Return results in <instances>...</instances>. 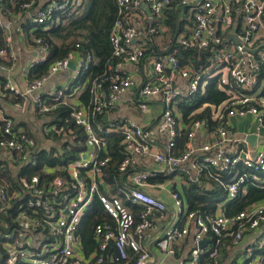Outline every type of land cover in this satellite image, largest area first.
<instances>
[{
    "label": "built area",
    "instance_id": "built-area-1",
    "mask_svg": "<svg viewBox=\"0 0 264 264\" xmlns=\"http://www.w3.org/2000/svg\"><path fill=\"white\" fill-rule=\"evenodd\" d=\"M34 2L31 0L22 5V9H28ZM82 2L58 0L40 11L33 23L45 25L56 12H72ZM143 3L160 21L165 11L171 9L172 0H116L118 16L109 38L115 61L109 71L114 77L94 80L88 106H70L72 121L86 134V149L79 153L76 161L52 169L55 176L46 185H41L38 176L20 178L12 190L0 184V213L13 215L15 224L10 228L6 224L9 230L1 235L4 253L0 264H155V258L145 243L153 242L161 255L176 258L177 244L191 233L193 242L189 259L179 264H198L202 254L208 255L205 264H218L221 246L225 243L236 246L248 233L264 228V200L247 205L234 215L224 212L225 203L237 199L246 186L264 189V150L252 155L241 149L234 155L236 149L230 152L227 147L238 140L229 135L226 127L229 119L250 115L256 123L255 130H264V0L180 1L183 7L180 19H187L190 27L187 34L178 37L177 45L207 53L208 64L198 71L192 65H180L175 51L158 59L152 58L153 75L139 91V108L145 110L148 97H162L161 123L168 136L164 152L158 151L148 134L134 122H115L97 130L93 126V119L112 110L119 96L135 84L132 77L124 75L121 69L125 65H139L145 58L146 43L139 42L140 32L135 26L141 15H134ZM49 29V25L44 26L45 31ZM161 31L149 27L146 35H158ZM35 42L41 56L30 67L43 62L46 57L43 42L40 39ZM0 56L9 63L1 65V69L10 70L16 61L11 40H5ZM86 58L78 66L77 75L89 69L90 56ZM68 64V58L56 61L41 78L27 83L23 92L7 84L0 91V100L8 92L17 97L30 96L35 109L44 114L60 105H68L58 100L47 103L34 95L45 82L66 70ZM165 65L169 66V74H166ZM182 79L188 82V96H194L202 86L216 81L226 97L219 106L208 105L211 119L217 123L211 140L196 151L190 140L206 126V121H192L185 148L176 154L173 149L180 129L173 104L188 97L175 89ZM106 80L110 81L107 88L104 87ZM49 97L51 100L55 94L51 93ZM0 118L2 133L7 136L0 140L3 156L17 167L28 164L31 141L23 133L15 134L11 122L3 118L1 112ZM49 130L60 134L63 128L51 126ZM110 132L121 135L125 155L118 171L126 173V181L117 192L103 184L104 171L111 160L108 142L103 135ZM129 151L152 161L154 169L138 168ZM238 164L243 165L248 173H242L223 185L225 201L218 204L210 216L189 211L183 195L175 189L170 191V203L150 192L160 184L156 179L162 175L178 174L189 184H199L204 175L221 182L222 176L229 177ZM130 168L135 171L128 173ZM94 202L101 205L108 220L94 223L91 230L94 247L85 250L81 242V223ZM157 221L164 224V230L153 237ZM206 238L210 242L213 240L209 250L198 247ZM234 264H264V250L247 263Z\"/></svg>",
    "mask_w": 264,
    "mask_h": 264
},
{
    "label": "crops",
    "instance_id": "crops-1",
    "mask_svg": "<svg viewBox=\"0 0 264 264\" xmlns=\"http://www.w3.org/2000/svg\"><path fill=\"white\" fill-rule=\"evenodd\" d=\"M1 1L2 0H0V20L2 22V27H0V30L2 32L1 34L3 36L4 43H5V40L7 39L11 40L12 47L16 54V61L10 70H5V69L3 70L1 69V65H9V63L7 62L6 59L0 56V60H1L0 61L1 62L0 63V91H3L5 86L9 84L10 86L17 89L19 92H23L28 83V80L26 79V77H27L28 71L31 68L30 66L32 63H34L36 59H38V57L41 56L39 45H37L35 42L36 38H34L33 32L37 29L38 26H44V25L34 24L33 19L37 17L40 11L47 9L50 5H52L54 2L58 0H35V2L28 9H20V11L16 13H12L8 9L1 8ZM187 1H191V0H187ZM80 7H78L72 12H64V13L56 12L46 23L49 25L50 29L53 27H59V25L62 22L61 19L63 16L69 17V16L74 15L80 9ZM148 12L151 13V16H149ZM134 15L136 16L141 15V18L135 21V26L138 32H140L139 42L146 43L145 46H146V49H148L151 47L149 43L152 38V41H154L155 44L158 45L159 51L164 50L165 47L163 48V46L167 43L166 35L169 31L168 29L169 27L166 24V13L162 20L157 21L154 17V14L149 10L147 6L141 7L140 5L138 9L135 11ZM179 18H181V13L179 14ZM182 21H184L186 24L183 25V31L178 35V37L180 35L187 34V31L189 30L188 26L190 27V24L188 23L189 21L187 19L182 20ZM149 27L150 28L151 27L160 28L162 31L158 35H152V36L148 35L147 36L146 32L149 29ZM43 30H44V27H43ZM111 30L109 33V38H110ZM44 47L46 49L45 55L47 57L48 49L45 45ZM0 48H3V47H0ZM87 55L90 56V59H88L89 67L90 66L94 67L96 65L97 59L94 58L92 53H87L83 57H81L78 53H72L67 58L69 59V63L70 62L73 63L74 70L67 68L64 71L57 73L47 82H45L44 85L40 88V90L34 95L39 97L42 101L47 102V103H52L53 100H58L59 102L67 103L68 105H64V106H68V107L88 106L92 100V96H91V100L89 101L88 105L82 104L80 100L81 94L84 89L83 83H81V85L71 86L73 81L77 80L80 76L88 72V70L85 72L80 71V73L77 75V72L79 70L78 66L83 61L84 62L86 61ZM152 58L158 59L160 57H156V56L145 57L144 60L139 65L123 66L121 71L123 72L124 75H128L132 77V79L135 81V84L129 87L123 94L119 96V99L115 107L106 113L107 119H104L105 114L103 116H98L101 119V121H98L97 119L98 117L94 118L93 126H94V129L97 130L98 127L106 128V127L111 126L115 122H118V123H123L125 121L134 122L138 126H140L145 133L148 134V136L153 141V144L156 147V149L160 152H164L165 144L168 141V136H167V133L162 128V123H161V112H162V107H163L162 97L161 96L148 97L147 99H145V103H146L145 110L142 111L139 108V100H140L139 91L142 88V86L150 82V78L153 75L152 64H153L154 59ZM165 71H166V74H169L170 69L168 65H165ZM210 82H213V81H210ZM92 83H94V81ZM208 84L200 88V90L198 91L200 95L204 93L205 87ZM216 84L218 86L217 82ZM217 88L219 89V86ZM175 89L184 93L186 96H188L187 94H188L189 89H188V82L186 80L184 79L180 80L179 84L175 86ZM51 93H54L55 97L50 100L49 95ZM191 97L193 96H188L187 98H180L173 104V112L177 120L178 127L180 129L179 132L184 129L187 131V133L190 131V125L188 124H187L188 126L186 125L185 119L183 117V110L181 106L183 105V103L184 105L188 106L189 105L188 103L192 99ZM210 106H214V105H210ZM204 108H209V114H210V107L207 104H204L202 107L192 111L187 116V120H189L192 116L201 113ZM37 111L38 110L35 109L34 105L32 104V97L30 96H27V97L18 96L17 97L13 93L8 92L0 100L1 115L3 118L11 122L13 131L15 129L16 133L25 134L24 130L28 129L29 131L32 132L33 136L35 135L36 138L38 139L40 138L44 140V136L48 135L49 132H52L49 130L51 126L49 125V126H45L42 128L40 119L37 116L38 113H36ZM210 120L212 122V126H209L208 121L205 120L206 126L197 133L194 139L190 140L192 147L196 151L203 144L208 143L212 138V132H213L214 127L217 125V123L212 121L211 115H210ZM0 121H1V118H0ZM226 127L228 128L229 135L233 139L238 140L236 144L229 145L227 147L230 152H233L236 149L234 151V155L238 153L241 149L242 150L244 149L245 151L250 152L252 155L256 151L264 150V130L260 132H257L255 130L256 123L253 117H251L250 115H247L245 117H233L229 119L228 125ZM109 135H119L121 137L120 134H115L113 132L103 135L106 138L108 145H109V141H108ZM249 136H252L254 138L248 139ZM30 141L32 143L31 145L32 147L34 142L33 140H30ZM177 141H176V146H175L176 148L173 150L177 149ZM186 142H187V138H186ZM120 146L121 147L123 146L122 138H121ZM184 148H185V145H184ZM107 150L109 153L108 147H107ZM123 152H124V149H123ZM177 153H180V152L176 151V154ZM196 153L198 155H202L199 152H196ZM129 154L130 156H132L134 163H137L138 168H142L143 170L154 169V164L152 161H149L148 159L137 156L131 153V151H129ZM17 168L19 169V167ZM57 168L58 167H55L52 169H57ZM11 169L14 170L15 167L11 165ZM51 170L49 172H51ZM242 173H248V172L243 167V165L238 164L237 166L234 167V171L229 176V178L231 181H233ZM104 174H105V171H104ZM160 179H162V181H160ZM156 181L160 184H158V186L156 187H153L150 190V192L155 197H158L161 200L166 201L167 203L171 202L170 191L172 189H175L181 192L183 187H188L190 185L189 183L185 182L183 176L180 177L178 176V174H171L167 176L162 175V177L157 178ZM103 184H105L108 187L111 186L105 182L104 175H103ZM248 186H252V185H248ZM123 187H119L118 189H116V191H113L111 187L110 189L112 192H117L119 189H122ZM255 188H258V187H255ZM245 191L246 189H244L243 194H245ZM254 203L259 204L261 203V201H255ZM218 204H221V202ZM250 204H253V203H250ZM92 205L90 206L88 211L85 213L84 218L90 214ZM99 206L101 207L100 204ZM134 211L135 210L133 209V212ZM92 215L97 217L98 213L94 211ZM105 220H108V218L105 212L103 211V217L101 221H105ZM81 228L83 231V227ZM163 230H164V224L157 221L156 227L152 233V236L153 237L159 236L163 232ZM205 240L207 241V245L205 246L204 249L209 250V248L211 247L210 239L206 238ZM81 242H82V245L85 247V250H92L94 247L91 239L89 241H85V240L83 241V232H82ZM192 242H193V236L191 233L188 237H186L184 241H182L180 244H177L176 246L177 257L176 258L165 257L161 255V252L159 251V249L155 246L153 242H151V244L147 242L145 243V245L148 246L149 249L151 250V253L153 254L155 258V264H179L180 262H187V260L189 259V252H190V249L192 248ZM263 245H264V228L260 231H252L248 233V235L244 238L242 243L236 246H233L229 243H225L223 246H221L218 256H217L218 264H234V263H242V262L247 263L248 261L255 259L264 250Z\"/></svg>",
    "mask_w": 264,
    "mask_h": 264
},
{
    "label": "trees",
    "instance_id": "trees-1",
    "mask_svg": "<svg viewBox=\"0 0 264 264\" xmlns=\"http://www.w3.org/2000/svg\"><path fill=\"white\" fill-rule=\"evenodd\" d=\"M31 0H2L1 8L8 9L12 13L19 12L22 5L29 3ZM181 0H172L171 9L165 11L166 24L169 27L166 41L163 46L164 50L159 51L158 45L150 40V48L146 49L145 57L156 56L162 57L167 53L175 51V56L179 60L180 65H192L194 69L202 70L207 66L208 54L203 51H196L190 49H183L177 45L178 35L183 31L184 23L179 18V14L183 7L180 6ZM116 0H84L80 9L72 16L62 17V22L59 27H53L47 31L43 30L44 26H38L33 32L36 39H40L48 49V56L46 59L38 64H35L28 71L26 79L28 83L41 78L49 69V67L58 60L67 58L72 53H78L81 57L87 53H92L97 59L94 67H89L88 72L73 81L71 86L81 85L83 83L84 89L81 94V103L88 105L91 100V90L93 81L101 78H113L114 73L109 71L110 66L115 65L112 59V48L109 39V33L117 18ZM54 18V17H53ZM0 30V47H3V36ZM35 39V40H36ZM165 41V42H166ZM4 43V44H3ZM1 61V60H0ZM1 63V62H0ZM86 77V78H85ZM110 81L106 80L104 87H109ZM215 81L210 82L202 95L197 92L189 105H183V117L186 125H190L195 120H207L209 126H212L210 120L209 108H204L199 114L192 116L187 120V116L202 107L204 104L217 106L224 101L226 95L217 88ZM19 100V99H18ZM83 105V106H84ZM37 116L40 119L42 128L45 126L62 127L60 134L49 132L44 136V140L36 138L31 131L25 129L24 133L33 140L34 144L30 151V162L17 168L13 163L6 159L0 151V184L6 185L10 190L17 186L20 178H30L38 176L41 185H46L51 181L55 175L49 172L55 167H64L69 163L78 159L79 153L86 149V136L84 130L76 126L72 121L71 107L60 105L56 110L44 114L40 112ZM98 117V116H97ZM98 121L101 119L98 117ZM96 119V120H97ZM100 119V120H99ZM187 125V126H188ZM3 122L0 121V140L6 139L2 133ZM13 131V130H12ZM15 134V129L13 131ZM187 138V131L184 129L179 132L177 141V150L173 153L181 152L184 148ZM108 149L111 155V160L105 169L104 180L111 185V189L116 191L119 187L125 184L126 173L122 174L118 171V166L124 159L123 146H120L121 137L119 135L108 136ZM11 165L15 167L11 169ZM135 171L130 168L128 173ZM56 175L63 176V173ZM221 182H216L209 179L206 175L202 177L199 184H190L188 187H183L180 192L189 211L197 212L202 216H210L215 212L216 205L225 201V190L223 185L230 182V178L222 176ZM162 181V179H160ZM245 194L240 195L237 199L227 202L224 205V212L226 215H234L242 211L248 204L255 201H262L264 199V189L246 186ZM98 215L93 216V212ZM13 215H5L0 213V262L3 259L2 250V233L7 232L6 224L13 227L15 224L12 219ZM103 217V211L97 202L92 205L91 212L86 216L82 223L83 227V241L91 239V230L93 223L100 222ZM101 218V219H100ZM213 240H211L212 242ZM208 261V255L202 254L198 264H205Z\"/></svg>",
    "mask_w": 264,
    "mask_h": 264
},
{
    "label": "water",
    "instance_id": "water-1",
    "mask_svg": "<svg viewBox=\"0 0 264 264\" xmlns=\"http://www.w3.org/2000/svg\"><path fill=\"white\" fill-rule=\"evenodd\" d=\"M146 7V4H141V7ZM148 14H149V16H151V13L150 12H148ZM68 68H70V69H72V70H74V65H73V63L72 62H70L69 64H68ZM104 119H107V115L105 114L104 115ZM254 137H252V136H249L248 137V139H253ZM207 245V241L206 240H204V241H201L199 244H198V247H200V248H205V246Z\"/></svg>",
    "mask_w": 264,
    "mask_h": 264
}]
</instances>
